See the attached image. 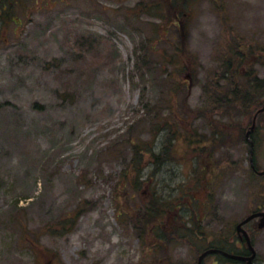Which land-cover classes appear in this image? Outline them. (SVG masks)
<instances>
[{"label": "rangeland", "instance_id": "rangeland-1", "mask_svg": "<svg viewBox=\"0 0 264 264\" xmlns=\"http://www.w3.org/2000/svg\"><path fill=\"white\" fill-rule=\"evenodd\" d=\"M173 2L21 0L0 11V264H155L164 255L149 253L120 211L134 215L154 189L169 202L189 196L207 164L216 171L213 190L199 195L208 234L264 211V176L253 175L241 128L227 126L247 134L256 108L245 119L216 115L219 139L199 114L227 44L264 49V0ZM172 44L186 56L173 67ZM255 70L264 79V60ZM256 128L264 171V113ZM132 142L162 156L157 166L143 155L139 195L124 175L141 158ZM258 226L246 229L264 264ZM200 253L169 250L174 264H197Z\"/></svg>", "mask_w": 264, "mask_h": 264}, {"label": "trees", "instance_id": "trees-1", "mask_svg": "<svg viewBox=\"0 0 264 264\" xmlns=\"http://www.w3.org/2000/svg\"><path fill=\"white\" fill-rule=\"evenodd\" d=\"M20 1L21 0H9L1 2L0 11L7 12V9L10 8L13 3ZM173 3L178 5V0H174ZM181 6L187 7V0H181ZM4 7H6V10H4ZM161 8V6H158V9ZM178 16L179 14L176 15V17ZM180 24H182V21ZM173 46L174 44H172V47ZM258 46L245 44L244 40H238L236 43L231 42L227 44V55L225 54L226 56L224 55V58H221L219 61L221 69L223 68L220 77L216 81L215 86L212 85V82L210 85L207 83L204 86L205 94L207 97L209 96V99L211 100V106H209L210 109L204 110L203 112L200 111L199 114L200 117L208 120L209 126H215L219 129L216 123L213 122L218 114L224 116L234 112L235 114L243 115V119H245L248 116H253L252 112L255 108L257 112L253 116V119L250 120L249 126L253 125L255 117L259 120L262 114L259 113V110L263 107L262 103L264 99V79L259 78L255 66L263 63L264 49L259 48ZM173 49L175 51L169 62L171 67L177 66L179 61L183 63V60L186 59L184 50H180L178 46H174ZM144 59L143 62H146L147 58ZM193 62L196 63L195 58ZM221 79L226 80L227 84H220ZM208 113L211 114V117ZM227 126H239L243 132L244 143L249 144L246 139L247 134L241 123L231 122ZM256 129L251 135L254 142V151L257 144L255 134L260 128ZM224 133H226L225 130L221 128L213 132L217 139L224 135ZM131 144L133 154L141 158L140 160L133 162V168L135 171L133 178L130 177L129 180V175L127 173L124 175L125 180L129 182L128 184L131 185V188H133L137 195H139L138 193L140 192L144 193L142 185L147 183V181L143 180L142 176V173L145 171L142 159L151 155L150 157L155 160L154 163L159 166L162 161V156L156 154L153 151L152 146L145 148V146L140 145L139 142H132ZM143 155L145 157H143ZM254 163L257 170H259L255 157ZM202 168L203 171L202 169L195 170L194 185L193 187L190 185L192 189L190 188L191 192L189 196L184 195L176 202H169L165 200L164 196L157 193L156 189H154L152 196H150L147 201H143L141 207L137 209L136 213H134L135 216L133 214L130 215L125 211L127 214L126 216L125 212L120 211L123 218H129V220L135 225L134 229L137 230L143 246L149 248V253H154L157 256L161 253L164 255V258L153 260L152 262L155 261V264H174L170 258L169 250L170 246L176 245L193 246L199 253L206 249L216 248L229 253L243 255V253L237 248L239 241L236 236V230H227L228 232L223 230V235L221 237L219 236V238L215 235V237L218 238L215 239V237L210 233L208 234L202 226L199 215L203 214L200 210L204 209L207 214L208 206L205 199H201L199 195L203 191H208L209 189L213 190L212 185L216 182L215 167L212 164H207L205 166L203 165ZM251 170L253 171L254 177H256L257 173H255L252 168ZM131 178L133 180H131ZM202 206L203 208L200 209ZM206 216L207 215L202 218L205 219ZM230 263L233 262L222 256L220 257L219 264Z\"/></svg>", "mask_w": 264, "mask_h": 264}, {"label": "water", "instance_id": "water-1", "mask_svg": "<svg viewBox=\"0 0 264 264\" xmlns=\"http://www.w3.org/2000/svg\"><path fill=\"white\" fill-rule=\"evenodd\" d=\"M261 112H264V108L261 110ZM256 121V120H255ZM254 121V125L252 126L250 132L248 133L247 137H248V140H250V134L254 131L255 127H256V123ZM253 147H254V144L253 142L251 141V164H252V167L255 168L254 166V163H253ZM260 175H264V172H260L259 173ZM257 218H261L260 220V224H259V228L260 229H264V211L263 212H259V213H254L252 215H250L247 219H245L242 223H240L238 226H237V232L242 236L241 238H245L246 242H247V245L248 247L250 248L251 250V255L248 256V257H244V256H239V255H234V254H230L226 251H223V250H219V249H209V250H206L205 252H203L200 257H199V260H198V264H203L204 260L210 256V255H214V254H221V255H224L230 259H233V260H236V261H245L247 262V264H254V260L256 259V256H257V252L252 244V240L249 236V234L247 233V231L243 228L244 225H246L247 223L257 219Z\"/></svg>", "mask_w": 264, "mask_h": 264}, {"label": "flooded vegetation", "instance_id": "flooded-vegetation-1", "mask_svg": "<svg viewBox=\"0 0 264 264\" xmlns=\"http://www.w3.org/2000/svg\"><path fill=\"white\" fill-rule=\"evenodd\" d=\"M5 1H9V0H0V3L1 2H5ZM4 10H6V7H4ZM260 219H257V220H254V221H252L251 223H249V224H253L255 221H259ZM249 224H247L246 226H248ZM246 226H245V229H246ZM255 228H256V226H255ZM247 230V229H246ZM248 231V230H247ZM249 232V231H248ZM236 236H237V238H238V241H239V244H240V246L239 247H237L238 248V250L241 252V253H243V256H250L251 255V251H250V249H249V247L246 245V243H245V241L244 240H242L241 238H240V236L236 233ZM214 249V248H213ZM222 255H220V254H215V255H211V256H209V257H207L206 259H212L213 261H212V264H219V260H220V257H221ZM223 258H226V259H228V260H230V261H232L233 263H230V264H247V262H245V261H236V260H232V259H230V258H228V257H225V256H222ZM198 260V259H197ZM256 260H257V258H256ZM256 262V261H255Z\"/></svg>", "mask_w": 264, "mask_h": 264}]
</instances>
